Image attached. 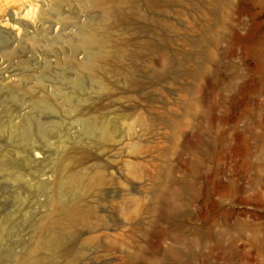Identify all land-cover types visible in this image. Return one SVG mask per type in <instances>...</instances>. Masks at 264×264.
I'll return each instance as SVG.
<instances>
[{
  "label": "rangeland",
  "instance_id": "1",
  "mask_svg": "<svg viewBox=\"0 0 264 264\" xmlns=\"http://www.w3.org/2000/svg\"><path fill=\"white\" fill-rule=\"evenodd\" d=\"M9 1L0 0L2 18L14 13ZM86 1L56 5L55 0H23L20 11L29 10L30 20L37 10V25L29 29L37 42L24 30L19 38L11 29L0 28V37L18 51L7 61L0 49V221L21 229L37 221L48 207L36 205L46 193L37 192L32 177L53 166L59 140L67 147L86 145V139L76 140L77 117L59 102L87 95L98 100L91 93L95 78L82 75V87H73L76 64L57 60L71 55L83 60L85 53L74 52L69 41H77L80 27L104 20L112 22L101 28L112 43L107 64L137 66L144 86L129 92L123 79L113 74L104 78L121 91L112 98L123 99L117 103L100 96L104 103L114 102V110L137 109L122 120L127 132L121 145L107 149L105 156L116 159L108 165L114 184L107 189L114 196L102 200L98 194L93 200L109 226L83 236L99 235L104 243L99 249L89 245L75 264H264V0H130L125 6L109 0L115 5L109 20L104 10L89 8ZM130 5H136V11ZM44 11L45 19L38 21ZM167 59L176 66L201 64L205 73L175 78L171 71L154 83ZM33 98L44 100L42 107H30ZM21 114L50 133L54 142L40 158L32 153L27 160L29 147L12 139ZM136 146L139 155L133 152ZM197 152L204 164L194 175ZM125 163L140 167L126 176L121 173ZM159 172L161 181L156 179ZM16 173L24 174L23 179ZM49 177L44 178L53 184ZM137 185L143 192L141 187L132 189ZM163 192L164 207H158ZM124 193L132 200L122 206ZM141 215L149 230L147 242L133 235ZM237 219L250 222L249 227L235 226ZM254 228L260 232L259 243ZM14 238L0 234V247ZM71 246L77 248L79 241Z\"/></svg>",
  "mask_w": 264,
  "mask_h": 264
},
{
  "label": "bare ground",
  "instance_id": "2",
  "mask_svg": "<svg viewBox=\"0 0 264 264\" xmlns=\"http://www.w3.org/2000/svg\"><path fill=\"white\" fill-rule=\"evenodd\" d=\"M61 1L63 0H55L54 4L59 5ZM114 1L125 6L130 0H113V2ZM211 1L215 3L217 0ZM133 2L134 0H131L129 3ZM149 2L150 0H148L147 3ZM7 3L13 6L12 8L14 13L11 12V15L9 17H0V28L11 29L19 38L20 31L24 30L28 37L36 42L39 41V38L29 35V33L31 34V32H29V29L31 30V27L35 26L37 22V20H35L37 10L35 11L34 20H32V17L30 20L28 17V15L30 14L28 12L29 10H23L24 12L20 11L23 0H11ZM86 5L91 9L100 8L101 10H104L105 18L107 17L108 20L112 17L113 11L115 9V5L112 3V1L109 0H87ZM134 9H137L136 5H130V10L136 11ZM56 13L59 17H62L63 15L62 12ZM45 15V11L42 12L38 17V21H43L46 17ZM105 22L106 21L101 20V22L97 25H92L89 23L87 24V28L80 27L77 32V41H69V44L74 52L81 51L85 53H83L85 55L83 60L77 61L72 55L64 59L62 58L63 56L58 57L57 60L58 63L61 64L69 63L67 61L76 64L74 69L76 70L77 76L74 77L73 87H82V82L80 80V77L82 75H87L95 78L92 79V87H90L91 93H95L99 97H97L98 100H91L90 96L87 95L80 98L78 97V99L75 101H72L70 98H64L61 100V102H59L61 107H64L68 111L73 112L77 117V132L76 134L73 132V130L70 132H73L75 134L76 140L84 138L86 139L87 143L85 146H83V148L69 146L67 147L63 140H59L55 152V160L53 166L50 169H47L49 171L40 172V174H35L32 177L31 182L36 187L37 192L39 191L41 193H46V199L44 201L39 200L38 202H36V205H39L40 207H48L45 213H41V216L37 221H33L34 223L30 224L25 229H21L19 227H11L9 225L3 224L0 221V234H11L12 237H15L14 240L8 241L6 242V244L0 247V264H60L61 262H63L64 264H75V262H77V259L84 258L89 245L93 243L95 244L96 248H100L104 243L101 239H99V235H91L90 237L86 238H84L83 236L84 234L86 235L95 233L99 228L106 229L109 226V220L104 215L98 213L99 208L97 209L93 200L96 199L98 194H100L99 197L102 200H108V198L114 196L107 189L108 186L114 184V177L112 175V172L108 171V165L111 162H114L116 159H113L112 156H108L107 158L105 156L107 155V149H113L116 145H121L122 140L126 137L127 132V130L122 127V120L132 117L133 113L137 109L136 105H133L127 110L128 112L125 111L126 109H122L121 107L117 109L115 108L114 110L112 109V103L114 102L109 103L108 99L109 104L104 103L103 100L105 99L102 100L100 96H105L106 98L111 99L112 97L118 96L121 92L118 91L119 87L117 84L109 83L104 78L113 74L117 78L123 79L127 88L129 89V92L135 91L137 88L142 89L144 86V83L140 78L137 66L133 65L126 67L122 64H107L106 60L111 54L110 47L112 46V43L109 39V36L101 32V28H103V26H109L112 22H110L109 24H107L108 21L106 23ZM0 49L3 56H6L7 61H9L13 56H17L18 54L17 49L12 47L10 43L6 42V40L2 39L1 37ZM171 71L172 73H174L173 76H175V78H180L181 76L197 78L203 76L205 73L201 64L194 65V68L187 66V64L176 66L175 64H170V60L167 59L163 64V67L157 70L156 76L158 81L155 82L154 80V83L166 79L168 77V74L172 75ZM7 76L8 75L6 74V77ZM53 96L55 97V95ZM112 99H114L116 102L123 100L122 98ZM43 104L44 100L33 98L30 102V107H42ZM93 110L96 112L95 114L92 113ZM72 114L70 113V115ZM17 124V129L13 133L12 139L14 142H20L29 147V152L26 155L27 160L30 161L32 153L33 157L35 158L42 157L46 152L44 148L52 147V143L54 142H50V133L44 130L41 126L34 125V121L28 115H23L20 123ZM73 133L72 135L74 136ZM10 136L12 135L10 134ZM76 140L74 139L75 142ZM75 142L74 144H76ZM140 149L141 148L139 146H136L133 152L139 155L140 153H142ZM123 151L125 153L127 149ZM1 158L2 156L0 154V160ZM92 159L98 160L94 164L88 165L87 163ZM203 164L204 161L202 155L200 154V152H197L193 167L194 175H198L201 172V166ZM123 165L128 171L123 169L121 170V173L126 176H129L131 173L136 172L137 168L140 167L136 166L140 165L139 163L133 165L125 163ZM40 175H43L44 177L46 175H48V177L51 175L53 177V184L50 183L48 179H45L44 177V179L41 178ZM135 176H137V174H135ZM15 177L23 179L24 174L19 173L17 175L16 173ZM15 177L13 179H17ZM156 179L158 181L163 180V174L161 172L156 174ZM140 187L143 192L144 188L142 186H133L132 189ZM244 191H246V189H244ZM164 193L165 192H163V194L160 196L158 207H162L164 205V199H166L167 197V195ZM195 196L196 198H198L199 194H196ZM131 200L132 199L127 196V193H124L121 203L122 206L130 203ZM141 201H139L141 203H139L140 208H142L144 204L143 200ZM102 210L110 211L108 209ZM160 211L163 212L162 210ZM34 213L38 214L39 212ZM38 215H40V213ZM167 217L168 216H166V219ZM132 221L133 219H130L131 223ZM136 222L137 231L133 233L134 238L136 237L139 242H147L149 230L146 226V218L144 217V215H141ZM234 225L247 228L249 227L250 222L237 219ZM26 234H28V237H25ZM253 234L255 242L259 243L261 241V237L258 229L254 228ZM75 240L79 241V246L77 248L73 247V249L71 246V242ZM110 241L111 243L109 245L113 246L115 240L111 239ZM261 244H264L263 241ZM18 246L20 247V249L17 248ZM127 246L125 247V250L131 256V252H129V250L127 251L126 249ZM141 249L143 251L145 250L144 247Z\"/></svg>",
  "mask_w": 264,
  "mask_h": 264
}]
</instances>
